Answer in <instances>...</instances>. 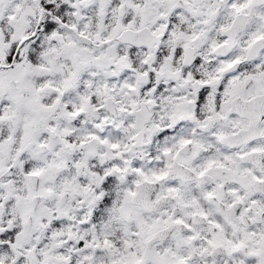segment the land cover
<instances>
[{"label":"flooded vegetation","instance_id":"obj_1","mask_svg":"<svg viewBox=\"0 0 264 264\" xmlns=\"http://www.w3.org/2000/svg\"><path fill=\"white\" fill-rule=\"evenodd\" d=\"M0 264H264V0H0Z\"/></svg>","mask_w":264,"mask_h":264}]
</instances>
